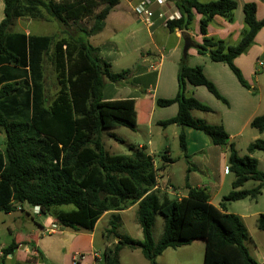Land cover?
Returning a JSON list of instances; mask_svg holds the SVG:
<instances>
[{
    "label": "trees",
    "instance_id": "16d2710c",
    "mask_svg": "<svg viewBox=\"0 0 264 264\" xmlns=\"http://www.w3.org/2000/svg\"><path fill=\"white\" fill-rule=\"evenodd\" d=\"M121 0H4L0 21V130L5 146L0 150V212L17 208L39 207L41 216H50L55 225L74 231L92 232L104 213L112 212L107 233L117 242L113 249L103 251L105 264H118L123 249H139L150 263L167 249L189 246L197 240L205 243L202 264H259L250 255L245 242L248 232L241 219L225 213L227 205L243 199L254 200L264 188V174L252 157L264 153V141L248 144L247 155L239 157L223 126L208 124L195 118L193 112L213 113L193 97L185 96V85L204 87L214 98L226 101L206 79L200 67L179 66L177 94L169 100H156V106L177 105L175 117L158 123L162 128L175 125L202 132L212 145L225 150L227 167L233 174L231 191L223 197L220 207L213 206L205 190L186 185V197L168 195L156 186L157 176L174 162L159 155V165L147 154L145 147L130 146L129 155L111 156L100 140L101 131L114 127L135 130L131 119L132 100L104 101L105 82H129L133 72L114 73L111 65L99 58V50L90 38L101 33L110 10ZM179 19L166 21L169 32L187 31L193 11L201 16L199 32L202 44L195 45L199 55H208L212 62L225 63L241 86L251 91L234 60L254 43L264 27L257 21L256 6L242 5L244 29L239 44L227 47L224 41L207 38V26L215 16L231 22L237 9L234 0H167ZM169 5V4H168ZM100 7L101 10L97 11ZM40 9L63 27L92 19L89 30L80 29L82 36L68 35L53 42L51 36L13 34L9 32L17 18H42ZM52 48L59 90L46 106L44 89V57ZM250 128L264 132V114L254 118ZM115 139V138H114ZM179 149L185 153V138L178 134ZM116 141L122 142L118 139ZM260 185L248 190L246 182ZM135 207L142 239L120 235L118 213ZM163 220V232L157 243L152 238L155 217ZM258 230L264 232V214L256 219ZM12 242L1 250L2 258L17 249Z\"/></svg>",
    "mask_w": 264,
    "mask_h": 264
},
{
    "label": "crops",
    "instance_id": "0c3cea01",
    "mask_svg": "<svg viewBox=\"0 0 264 264\" xmlns=\"http://www.w3.org/2000/svg\"><path fill=\"white\" fill-rule=\"evenodd\" d=\"M3 1L0 0L2 5ZM51 1L60 3L62 0ZM121 1L110 10L106 17L103 31L91 37L90 40L103 34L108 29L109 23L112 20L109 18L112 12L119 11L118 15L116 13V18L120 17V19L114 20H117L115 24H122L129 22L123 16L126 11H130L136 17V19H133V24L129 26L132 35L144 39L146 45L149 44L151 46L152 51H147L144 55H141V62H134V67L131 66L130 68L121 69L131 70L133 72L129 82L114 84L113 86H107V82H105L102 91L103 100L134 101L135 106L131 114V119H136L137 121V127L135 129L144 126L148 131L146 144H137L135 146L138 148H146L147 154L154 160L155 167L159 165V159L157 160L155 155L159 152L160 147L164 148V155L167 158L174 160L171 157L170 148L168 146L165 147V145L159 146L157 139L164 138L166 140L167 136L165 131L171 126L176 128L173 129V139H177L179 132L182 131L185 138V153L180 151V156L186 161L187 165L186 170L184 169V177L181 178L180 182L175 183L171 175V167L178 158L174 162L168 163L165 174L159 175V178L157 176L156 186L158 184L160 187L166 186L165 192L172 197L176 195L178 198L186 197V185L191 188H200L206 191L210 203L222 211L220 204L223 197H226L222 193V187L226 185V180L230 175L226 163L227 154L225 150L219 146L212 145L208 137L200 131L188 127L181 129L174 125L166 128L159 126L158 123L175 117L177 105L173 104L166 108H159L156 106V100L175 98L178 90L177 74L181 64L190 68L200 67L203 75L214 85L218 94L226 103L214 98L204 87H193L188 83L185 85V96L193 97L210 108L213 111L211 114H218L220 117L218 121L229 135L228 144L234 145L233 140L235 138L241 137L244 132L251 129V121L264 114V98L259 94L254 95L251 93V91L256 90L254 84H257V76L264 74V27L256 34L254 43L246 52L234 60V65L240 71L244 80L250 85V91L240 85L225 63L212 62L208 55L197 54L195 45H201L203 43L202 35L199 32V21L201 18L199 14L193 11V20L187 31L175 29L173 32H169L165 26V21H167L169 15L177 13L172 7L171 2L167 1L164 7L152 5V9L155 11L153 25L152 27H147L133 11L135 1L124 0L126 2L125 6L121 5ZM234 1L237 4V9L233 12L231 22H228L223 17L215 16L207 26V38L224 41L227 47H233L239 44L241 40V33L244 29L242 22V5L244 3L255 4L256 20L261 21L264 19V0ZM201 2L204 3L205 0H201ZM40 13L42 14V18L38 17L39 20L48 21L51 19L44 13L43 9H40ZM159 13L163 14V18H159ZM24 18L32 19L29 17H21L17 18V20ZM20 32L15 34H23L26 36L34 35L29 34L27 30ZM186 35L190 37L193 47L184 53L183 37ZM105 43H98L97 41L93 46L99 50V58L112 67V65L120 61L121 55L113 53L117 49L115 42L111 41L109 43L110 46ZM115 86H121L122 88L118 89ZM130 88L132 89L129 90ZM120 91H124L125 93L121 94ZM194 113L195 117L197 114H200L198 112ZM153 127L156 129L154 130ZM256 139L258 138L254 136L252 140ZM243 200L245 201V199ZM243 200H240V202H243ZM242 207L243 210L250 209L247 205H243ZM27 209V206H23L22 210L0 213H3L5 218L13 217L15 213H21L25 215L26 219L32 220V215L26 211ZM228 209L229 205L225 209V213L238 216L242 222L243 219L248 218L247 215L238 212H229ZM125 211L127 209L114 213L119 215L120 222L123 220V213ZM111 214L113 213H104L98 222ZM38 216L42 219L40 218L38 220L36 228L30 233L31 236L28 240H25L27 238H18V235L15 232L13 233L10 227L6 228L9 237L11 236L12 238L9 243H0V264H101L103 262L101 253L110 244L105 242L103 238V249H95L93 240L97 225L92 232H86L84 230L74 231L71 229H63L59 226L57 227L50 216ZM52 226L55 228L52 229ZM12 242L18 244L17 249L13 251L12 255L9 254L5 258H2L1 250ZM19 254H22V258H19ZM258 255L259 257H257L256 261L259 264H264V253L259 251Z\"/></svg>",
    "mask_w": 264,
    "mask_h": 264
},
{
    "label": "rangeland",
    "instance_id": "374dc122",
    "mask_svg": "<svg viewBox=\"0 0 264 264\" xmlns=\"http://www.w3.org/2000/svg\"><path fill=\"white\" fill-rule=\"evenodd\" d=\"M214 1V0H205L206 3ZM126 2L124 0L121 1V5L125 6ZM0 3V18L3 19V5ZM171 5V4H170ZM102 7H100L97 11H100ZM119 11L112 12L109 17L112 19L109 23L108 29L103 33L98 35L96 38L91 39L90 43L95 45L98 43H105L110 46V42H115L117 44V49L112 50L113 53L121 55L120 61L114 65H112L111 70L114 73L120 72L122 68H130L134 67V62H141V55H144L145 52L151 50V46L149 44L146 45L144 39L134 37L129 29V26L133 24V19H136L130 11H126L124 13V19H127L128 23L115 24L117 20L116 18ZM45 13V12H44ZM117 13V15H116ZM46 14V13H45ZM44 14V15H45ZM46 16V15H45ZM0 19V20H2ZM93 21L92 19H86L74 23H69L67 27L60 26L55 21L49 19L48 21L43 20H32L28 18L15 20L13 22L12 27L9 29L10 33H21L20 31L27 30L29 34L41 35V36H51L53 42L59 40L60 38H65L68 35L73 38H79L82 36L80 29L89 30ZM113 49H115L113 47ZM152 51V50H151ZM111 53V51H110ZM146 58V57H145ZM44 68V89H45V98H46V106L48 107L53 101L54 97L57 95L59 90V85L56 79V72L54 68V61L52 55V48L49 53L44 57L43 61ZM107 86H113V83H106ZM255 89L251 91L254 95H261L264 98V74H259L257 76V84H254ZM118 89H121L120 86ZM130 88L129 90H131ZM128 90V89H127ZM121 94H124V91H120ZM194 113V112H193ZM195 118H199L207 122L208 124H219L218 121L220 119L218 114H209L198 112ZM175 126V125H174ZM154 128V127H153ZM179 128V127H178ZM156 128H154L155 130ZM173 126L169 127L166 133V140L164 138L157 139L159 142L158 145H165V147L170 148L171 157L175 161L174 165L171 167V175L175 183L180 182L181 178L184 177V169L186 170V161L180 156L178 139H173ZM180 130V129H178ZM148 131L143 127H139L135 130H129L124 127H114L109 129H104L101 131L100 140L103 143L104 150L111 156L114 155H129L130 146H135L137 144L145 145L148 139ZM256 136L258 140L264 141V132L262 134H258L255 130L248 129L247 132H244L241 137H237L233 140L234 149L236 150L239 157H243L247 155L246 148L248 144L253 143L255 140H252L253 137ZM118 139L122 142L116 141ZM155 139V137H154ZM257 140V139H256ZM5 146V135L3 130H0V150L3 151ZM164 154V148L160 147L159 152L156 153L155 158L158 160L159 155ZM180 156V157H179ZM253 157L258 160L257 169L264 174V153L256 152ZM229 177L226 180V185H223L222 193L224 196H227L230 191L231 182L234 180L233 174L229 173ZM159 178V176H158ZM259 182L249 181L246 182L242 187L243 189H254L259 186ZM159 190L164 189V187H160L157 185ZM229 205V212H238L244 215H247V219H243V223L247 229L248 239L245 242V245L252 256L253 259H257L259 257L258 252L261 251L264 253V232L258 230L256 226V219L260 214H264V188L261 193L254 199H245L243 202H231ZM227 205V206H228ZM243 205H247L250 207L249 210H243ZM135 207H131V209H127L123 213V220L120 222V226L117 232L122 236H128L134 240H141L142 235L140 231V227L136 220ZM29 210V211H28ZM28 213L30 209L26 210ZM31 214V212H30ZM31 219H26L24 214L15 213L13 217L5 218L3 213H0V243L2 242H11V236L9 237L6 228L10 227L18 235V238H22L28 240L30 238V233L35 230L36 223L41 218L40 216L32 215ZM42 219V218H41ZM111 216L101 219L94 231V240L93 245L95 249L100 248L103 249V238L104 241L110 244L109 248L113 249L114 244L117 242V239H114L113 235H109L107 230L109 229V221ZM4 222V223H2ZM58 227V226H57ZM55 227L52 226V229ZM163 232V220L157 215L155 217V224L152 229V238L154 243H157L161 234ZM16 235V236H17ZM7 243V244H8ZM205 251V243L202 240H197L193 242L189 246H184L177 249H167L160 256H158L155 260L156 264H202L203 256ZM19 258H22V254L18 255ZM103 262V253H101ZM118 264H150L141 254L139 249L129 250L127 248H123L118 253Z\"/></svg>",
    "mask_w": 264,
    "mask_h": 264
},
{
    "label": "built area",
    "instance_id": "2783aa9c",
    "mask_svg": "<svg viewBox=\"0 0 264 264\" xmlns=\"http://www.w3.org/2000/svg\"><path fill=\"white\" fill-rule=\"evenodd\" d=\"M135 4L133 6V11L137 15L139 19L143 21V23L147 27H152L153 25V17L155 15V11L152 9V5H157L158 7H164L167 0H134ZM159 18H163V14L159 13ZM179 19L178 13H174L168 16V20ZM166 26V21H165ZM30 209L31 215L38 216L40 215L39 207H27ZM17 210H22L21 208H17Z\"/></svg>",
    "mask_w": 264,
    "mask_h": 264
},
{
    "label": "water",
    "instance_id": "95a60500",
    "mask_svg": "<svg viewBox=\"0 0 264 264\" xmlns=\"http://www.w3.org/2000/svg\"><path fill=\"white\" fill-rule=\"evenodd\" d=\"M183 52L186 53L190 48L193 47V44L191 42V39L188 35L183 37Z\"/></svg>",
    "mask_w": 264,
    "mask_h": 264
}]
</instances>
